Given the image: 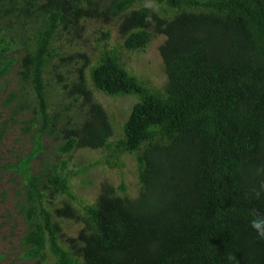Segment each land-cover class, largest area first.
I'll list each match as a JSON object with an SVG mask.
<instances>
[{
  "label": "trees",
  "instance_id": "obj_1",
  "mask_svg": "<svg viewBox=\"0 0 264 264\" xmlns=\"http://www.w3.org/2000/svg\"><path fill=\"white\" fill-rule=\"evenodd\" d=\"M148 1L159 8L131 9ZM17 14L35 24L16 74L33 95L40 133L56 120L46 115L43 74L59 30H76L80 22L102 16L119 19L124 50L140 51L153 35L164 37L158 47L165 75L160 91L139 84L114 50L103 51L90 69L91 84L101 94L137 99L118 141L108 142V117L85 88L82 68L67 91L71 103L80 101L83 118L62 129L59 152L133 155L136 198L118 196L122 185L102 184L78 217L64 162L58 170L27 178L21 240L26 259L31 264H264V240L249 226L253 209L264 214V193L260 199L253 193L264 184V0H0V24ZM2 31L0 57L7 51ZM59 197L61 206H51ZM60 218L82 224L75 237L61 235Z\"/></svg>",
  "mask_w": 264,
  "mask_h": 264
},
{
  "label": "rangeland",
  "instance_id": "obj_2",
  "mask_svg": "<svg viewBox=\"0 0 264 264\" xmlns=\"http://www.w3.org/2000/svg\"><path fill=\"white\" fill-rule=\"evenodd\" d=\"M140 6L159 8L148 1L131 9ZM102 10V7L98 9L99 12ZM118 24L117 18L99 16L80 22V28L76 30H59L53 37L54 56L44 70L43 82L46 115L49 118L56 116V120L50 131L41 133L33 95L16 74L23 45L35 29L34 21L17 14L16 17L4 18L0 24V29L5 30L2 33L6 36L7 47L0 57V264H31L24 256L21 243L26 232L24 189L27 178L41 177L53 167L58 170L64 162L65 171L69 172L68 186L74 196L71 206L78 217L83 216L84 206L94 203L102 184L114 189L122 185L123 191L116 190V194L129 200L135 199L139 192L133 155L122 153L114 159L103 149H79L68 155L58 150L62 144V129L76 125L83 118L80 101L71 103L67 94L70 85L77 82L81 68L85 88L108 117L111 127L108 142L112 144L122 137V124L137 99L133 95L107 97L93 88L90 69L103 51H116L125 70L150 91H160L165 84L158 54L164 37L153 35L140 51L124 50L117 32ZM113 161L115 167L111 166ZM84 167H87L85 172L81 171ZM62 199L59 197L51 206L60 207ZM57 222L65 238L75 237L82 227L79 221L65 218L57 219Z\"/></svg>",
  "mask_w": 264,
  "mask_h": 264
},
{
  "label": "clouds",
  "instance_id": "obj_3",
  "mask_svg": "<svg viewBox=\"0 0 264 264\" xmlns=\"http://www.w3.org/2000/svg\"><path fill=\"white\" fill-rule=\"evenodd\" d=\"M253 193L256 199H260L262 193H264V184L260 185L259 190L253 189ZM250 215L252 218L249 221V226L256 233L258 239L264 240V214L253 209ZM227 259L232 261L235 260V257L232 254H228Z\"/></svg>",
  "mask_w": 264,
  "mask_h": 264
}]
</instances>
